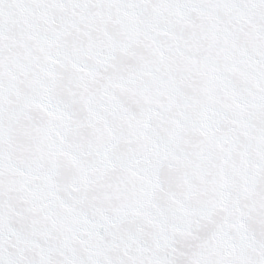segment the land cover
<instances>
[{"label":"snow or ice","instance_id":"snow-or-ice-1","mask_svg":"<svg viewBox=\"0 0 264 264\" xmlns=\"http://www.w3.org/2000/svg\"><path fill=\"white\" fill-rule=\"evenodd\" d=\"M0 264H264V0H0Z\"/></svg>","mask_w":264,"mask_h":264}]
</instances>
